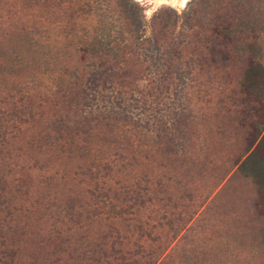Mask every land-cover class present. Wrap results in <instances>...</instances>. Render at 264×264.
<instances>
[{
    "label": "rangeland",
    "instance_id": "obj_1",
    "mask_svg": "<svg viewBox=\"0 0 264 264\" xmlns=\"http://www.w3.org/2000/svg\"><path fill=\"white\" fill-rule=\"evenodd\" d=\"M249 11L264 0H0V41L43 58L0 57V264H152L183 234L187 264H264L251 186L215 195L263 110L238 83L247 57L213 63L207 39L232 23L253 40ZM102 49L136 55L138 78L77 81Z\"/></svg>",
    "mask_w": 264,
    "mask_h": 264
},
{
    "label": "trees",
    "instance_id": "obj_2",
    "mask_svg": "<svg viewBox=\"0 0 264 264\" xmlns=\"http://www.w3.org/2000/svg\"><path fill=\"white\" fill-rule=\"evenodd\" d=\"M158 11L152 17V21L159 15ZM238 25L244 30L252 31V39L250 41L242 42L236 39L237 31L234 24L229 23L227 28L225 27H213L210 30L211 39H207L208 50H210L209 57L213 63L218 61L215 57L220 55L221 62L224 63V58L227 59L230 56L245 55L247 62L242 71V75L238 79L240 89L253 96V98L259 103L263 110L262 116L259 119L260 128L257 125H253V133L250 147L241 156L235 158L231 166L222 177L221 182L218 184L216 196L224 190H229L231 185L237 184V181L241 180L244 184L250 185L255 199L251 201L250 207L254 209L256 214L260 217L259 226L260 231L258 237V245H260L261 252L264 254V64L255 59L254 50L256 47V38L264 32V19L259 17L258 13L248 12L244 14L240 19L238 18ZM152 34L154 41L159 45L160 34L157 29L152 28ZM226 38L230 43V48L222 47L217 43ZM13 40V39H12ZM8 38L7 44L0 41V57L7 55L10 57H16L19 60V65L15 68V71H36L40 63L41 52L37 45L31 44L25 38L19 36L16 40L12 41ZM16 41H21L22 45H13ZM215 42V43H214ZM255 47V48H254ZM172 53V59L174 64L177 63V59L184 60L190 51V45L178 47L175 45L170 46ZM230 49V50H229ZM123 52V53H122ZM124 50L115 53H110L106 50H100L97 53L96 62L93 65L89 63H77L75 66L77 81H83L89 79L92 81H98L102 84L106 82H114L121 87H126L130 82L137 79L136 72H140L143 67L141 62L135 55L133 59L125 58ZM42 58V57H41ZM43 59V58H42ZM89 67V69H88ZM75 94V93H74ZM257 140L256 144L255 141ZM185 235H181L178 239L171 238L167 241L163 247L159 250L154 258L152 264H187L186 254L184 253V239ZM158 251V250H157Z\"/></svg>",
    "mask_w": 264,
    "mask_h": 264
},
{
    "label": "bare ground",
    "instance_id": "obj_3",
    "mask_svg": "<svg viewBox=\"0 0 264 264\" xmlns=\"http://www.w3.org/2000/svg\"><path fill=\"white\" fill-rule=\"evenodd\" d=\"M158 1H159V0H158ZM181 1L185 2L186 0H181Z\"/></svg>",
    "mask_w": 264,
    "mask_h": 264
}]
</instances>
